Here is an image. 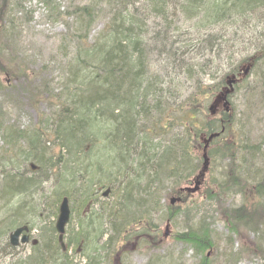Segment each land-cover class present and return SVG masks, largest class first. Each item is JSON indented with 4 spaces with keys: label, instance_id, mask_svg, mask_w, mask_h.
Wrapping results in <instances>:
<instances>
[{
    "label": "trees",
    "instance_id": "obj_1",
    "mask_svg": "<svg viewBox=\"0 0 264 264\" xmlns=\"http://www.w3.org/2000/svg\"><path fill=\"white\" fill-rule=\"evenodd\" d=\"M25 1L0 0V60L2 55L14 60L15 55L6 52L5 48L13 50L15 47L12 42L16 34L15 12L23 10ZM42 1L48 7L57 2ZM104 11L107 12L106 25L97 36L91 37L93 27ZM65 15L69 16L68 13ZM72 16L75 23L69 26L70 36L77 45L72 46V59L66 67V89L54 95L56 99L59 97V108L53 114L56 125L53 134L66 150L67 161L63 162L62 156L57 157L51 152L48 147L51 139L47 137L50 135L43 130L9 132L12 127H5V139L7 137L9 142L13 138L27 141L26 150L30 151V160L36 165L35 168L31 165L33 176L7 173L1 196L7 201L34 196L41 190L45 176L53 172L60 189L57 191L60 193L56 200L57 214L65 197L76 205L73 208L84 210L92 204L91 185H85V178L75 175L67 165L76 168L77 161L85 156L102 167L98 154L103 145L110 156L116 157L113 162L117 164L112 166L125 182L122 180L119 185L118 203L103 204L101 217L95 219L93 216L94 220L89 216L86 220L87 212H84L80 218V250L85 254L84 264H115V255L120 254L116 251L123 240L139 232L145 236L155 232L154 213L165 211L162 201L166 195L180 197L183 203L190 197V193L181 187L190 179L195 183L198 177L202 179L197 175L198 171L205 172L204 158L201 161L197 155L201 147L202 150L207 147L209 158L215 161L227 160L234 165L241 160L243 165L250 167L257 161V145L244 140L247 138L242 127L244 119L231 117L225 111L219 116L211 111L209 104L228 85L230 76L234 74V80L240 81L238 76L243 66H249V76L257 74L260 66H264V46L256 47L254 55L243 57L236 65L231 56V63L236 66L233 70L237 68L235 71L226 68L223 73L219 68L218 75L221 76L217 77L210 75V69L216 64V57L221 59L229 50L227 48L234 46L229 43H235L241 37L240 24L248 21L264 26V0H91ZM153 26L155 29L152 30ZM230 30H234L232 34ZM262 34L264 36V29ZM157 55L165 56L166 78L155 71ZM200 76H204L201 77L203 80ZM207 76L215 83L205 84ZM179 79L193 87V91L182 93L181 83H177ZM246 82L247 79L243 82L241 78V86ZM100 140L102 144L98 143ZM245 153L247 155L243 156ZM20 158L26 160L17 151V156L9 163L13 166ZM54 160L56 162L52 164ZM62 163L65 166L61 167ZM60 168L63 170L61 176ZM235 169L229 165L228 178L230 186L233 183L232 186L238 187L232 178ZM208 172L209 169L202 174L204 178ZM109 179L102 185L114 182ZM217 184L219 188L224 186L219 181ZM67 187L69 189L65 190ZM209 194L211 198L219 199L214 190L211 189ZM255 206L259 207V203ZM25 209V204L18 206L12 212L13 217L0 227V244L5 242L3 244L10 254L13 253L12 257L17 253L16 249L4 237L16 225H24L20 221L27 215ZM247 209L243 206L225 212L233 232L240 231L239 227L253 220ZM167 210L168 221L176 222L180 206L171 204ZM34 214L37 216L35 211ZM96 220L109 222L111 229L95 231ZM55 232L56 229L50 234L47 232L44 242L39 240L24 264H77L69 256V250L65 252L58 243ZM209 236L208 227L192 226L179 237L193 243L197 253H203L200 264H210L206 251L215 248V244ZM169 257L172 262L169 258L164 261L166 257L161 256L154 257L148 264H182L174 254ZM225 257H228L227 253ZM125 259L126 255L122 264H126Z\"/></svg>",
    "mask_w": 264,
    "mask_h": 264
},
{
    "label": "rangeland",
    "instance_id": "obj_2",
    "mask_svg": "<svg viewBox=\"0 0 264 264\" xmlns=\"http://www.w3.org/2000/svg\"><path fill=\"white\" fill-rule=\"evenodd\" d=\"M90 1L57 0L54 3L55 5L48 7L42 0H26L22 4L23 10L15 12L17 19L16 34L12 39L15 47H12L13 50L5 48L6 52L15 55L14 58L12 56L14 60L10 61L6 54V56L2 55L0 60V227L7 223L8 218L13 217L12 212L14 209L25 204L26 209L24 212L27 215L24 217V221L20 222L29 225L34 239L42 242L45 241L44 238L46 239L47 232L50 234L56 229L59 217V211L57 214L56 210L57 194H60L57 193V191H60L59 184L55 179V173L52 172L47 177L45 176V182L41 190L36 193L37 195H26L24 198L10 201L1 196L3 178L7 173L33 176L31 165H36L30 160V151L26 150L28 148L27 141L13 138L9 142L7 137L5 139V127H12L9 132L29 133L43 130V132L48 133L47 135H50L47 137L51 139V142H48L51 152L57 157L62 156L63 162L67 161L66 150L61 148L60 142L53 134L54 129H56L53 114L59 108V100H57L59 97L56 96V99L54 95L63 93L66 89L65 83L68 82L66 67L72 59V46L77 45V41L70 36L69 26H74L75 23L72 14L78 12L82 5ZM61 13L64 15L62 16ZM66 13L69 16L65 15ZM106 22L107 12L104 11L99 15L94 25L91 37H95L103 31ZM240 27L241 37L235 43H229V45L234 46L231 49V46H229L227 48L229 50L221 59L216 57V64L212 65L210 75L220 77L221 75H218L219 68L224 71L223 73H226V68L230 72L237 70V68L233 70V67L236 66L231 63V56H233V63L236 65L243 57H248L252 53L254 55L256 47L261 48L264 46V36L262 34L264 26L262 24L245 21V24H240ZM153 29H155L154 26ZM185 29L186 27H184ZM233 31L230 30L229 33L232 34ZM164 59L165 56L163 58L158 55L155 56L154 67L155 71L162 73L166 78L165 68L167 62ZM250 72L249 66L245 65L241 68L239 71L240 76H238L240 81H235V88L232 81L236 76L234 74L230 76L228 85L215 98L210 100L209 106L212 108L211 111L219 116H222L226 111L231 117L235 115L234 117L237 119H244L242 127L247 134V138L244 140L246 143L257 145L259 150V156L253 167L243 165L241 160L234 165L227 160L217 159L215 161L213 158H209L207 147L204 149L205 153L201 147L197 151V155L201 161L204 154L207 156L209 159L207 170L209 169V172L205 178L202 175V185L199 192L193 194L187 191L196 188L195 181H190V179L181 187L182 190L190 193V197H187L184 203L180 197L166 195L162 201L165 211L162 213L161 210L156 214L154 213L153 219L156 222L154 225L157 227L155 232L146 234V236L143 232H139V234L133 235L126 241L123 240L121 247L116 251L120 254L115 255V264H122L121 260L125 255L127 256V259H125L126 264H148L154 257L161 258L163 256L166 257L164 261H168L171 259L169 257L171 254H174L175 258L179 259L182 264H200L204 259L203 253H197L193 243L183 241L179 237L180 234L189 232L192 226L196 228L208 227L211 231L209 237L212 238L210 241L215 244V248L206 251L210 264H264V66H260L259 71L253 77L249 76ZM199 74H202V72ZM257 76H259L258 80H256ZM201 77L204 76L199 77L203 80ZM241 78L243 82L247 79V82L243 83L242 86ZM204 79L205 84L215 83L212 77L207 76ZM179 82L182 86V93L193 91V87L191 88L184 80L179 79L177 83ZM228 90L233 94L228 96L227 100H224V95ZM226 101L230 105H225ZM42 119L45 120L44 125ZM98 143L102 144V141L100 140ZM101 146L102 151L98 155L102 167L97 165L96 162L88 160L85 156L84 159L77 161L76 168H74V165H67L68 169H72L75 175L85 178V181H83L85 185H91L92 204L89 207L78 211L73 208L76 205L70 201L72 215L67 226L65 242L69 246V256L74 258L77 264L86 262L85 254L80 250L82 240L79 232L80 218L84 215V212H87L86 220L89 216L91 218L94 216L95 219L101 217L103 204L118 203L120 198L118 188L121 182H125L124 178H122V181L118 177V171L112 166L116 157L114 155H112L114 157L110 156L104 150L103 145ZM17 151L26 160L20 158L12 166L9 160L17 156ZM245 155L247 154L245 153L243 156ZM55 162L56 160L51 163L54 164ZM202 162L205 163V160ZM63 164L60 166H65ZM202 165L204 169V164ZM229 165L236 167L232 178L236 180L235 183L238 187L232 186L233 183L230 186L231 180L228 178ZM60 170L61 176L63 170L61 168ZM205 172L203 170L198 171L197 175L200 176ZM109 177V180L114 182L103 186L102 182H108L107 178ZM68 179L73 181L71 177H68ZM104 179L106 180L104 181ZM217 181L224 186L219 188ZM67 189L69 187L65 190ZM211 189L214 190L219 199L210 197L209 191ZM109 190H111L110 194L105 196V193ZM174 198L180 199L182 202L178 201L173 205V207L180 206L181 210L175 218L176 222L171 223L168 221L167 207L172 204ZM256 203H259V207L255 206ZM243 206L248 208L247 212L253 220H249L250 224L248 225L243 224L239 227L240 231L235 233L231 229L232 223L227 222L225 212ZM54 210L56 211L55 214ZM31 211H33V214L30 213ZM34 211L37 216H35ZM96 221L93 227L95 231L98 228H100V231L111 229L109 222ZM19 226H23V224H18L7 232L4 237L5 241H9L11 233ZM55 235L58 241V233L55 232ZM3 243L5 242L3 241L0 244V264H24L29 260L32 254L30 245H22L16 250L15 256L12 257L13 253L10 254ZM100 245L102 247V244ZM122 248L123 251L121 252ZM226 253L228 257H225Z\"/></svg>",
    "mask_w": 264,
    "mask_h": 264
},
{
    "label": "water",
    "instance_id": "obj_3",
    "mask_svg": "<svg viewBox=\"0 0 264 264\" xmlns=\"http://www.w3.org/2000/svg\"><path fill=\"white\" fill-rule=\"evenodd\" d=\"M228 94H229V92L226 93V95H225L226 98H227ZM225 105H229V104L226 103ZM204 159H205V169L204 170H207L208 164H209L208 163L209 159L207 158L206 155L204 156ZM202 174H201V176H202ZM200 186H201V179H200V177H198L197 182H196V188L195 189H188L187 191L190 193H193V194L197 193L200 190ZM109 193H110V191H107L105 193V196H108ZM178 201H180V199H175V198L172 199V205H175V203ZM70 220H71L70 201L68 198H64V200L60 206V213H59V217H58L57 224H56V229L59 233V241L63 245L64 249H66V245L64 243L66 227L69 224ZM29 231H30V229L28 226H24V227H20V228L16 229L15 232H13V234H11V237H10L11 245L13 247H18L21 243L27 244L29 242V236L26 233H29ZM21 236H23L22 241H20Z\"/></svg>",
    "mask_w": 264,
    "mask_h": 264
},
{
    "label": "flooded vegetation",
    "instance_id": "obj_4",
    "mask_svg": "<svg viewBox=\"0 0 264 264\" xmlns=\"http://www.w3.org/2000/svg\"><path fill=\"white\" fill-rule=\"evenodd\" d=\"M29 244L31 246V248H34L35 246H37L40 242L38 239H34L33 235H32V231L30 229V233H29ZM27 245V246H28ZM22 245L15 247V249L17 250L18 248H20ZM26 246V245H25Z\"/></svg>",
    "mask_w": 264,
    "mask_h": 264
}]
</instances>
